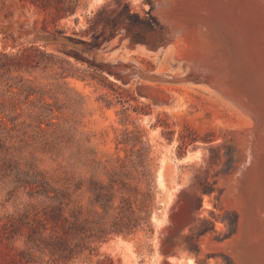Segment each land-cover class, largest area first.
Listing matches in <instances>:
<instances>
[{
	"label": "rangeland",
	"instance_id": "374dc122",
	"mask_svg": "<svg viewBox=\"0 0 264 264\" xmlns=\"http://www.w3.org/2000/svg\"><path fill=\"white\" fill-rule=\"evenodd\" d=\"M159 5L0 0V264H237L214 243L241 229L252 120L183 72ZM52 209L81 226L45 230Z\"/></svg>",
	"mask_w": 264,
	"mask_h": 264
},
{
	"label": "bare ground",
	"instance_id": "6f19581e",
	"mask_svg": "<svg viewBox=\"0 0 264 264\" xmlns=\"http://www.w3.org/2000/svg\"><path fill=\"white\" fill-rule=\"evenodd\" d=\"M157 1L174 37L190 46L177 57L183 72L212 75L207 85L252 120L239 134L246 151L233 183L243 204L241 229L214 244L237 264H264V0ZM205 208L212 206L206 201Z\"/></svg>",
	"mask_w": 264,
	"mask_h": 264
},
{
	"label": "trees",
	"instance_id": "16d2710c",
	"mask_svg": "<svg viewBox=\"0 0 264 264\" xmlns=\"http://www.w3.org/2000/svg\"><path fill=\"white\" fill-rule=\"evenodd\" d=\"M22 58L24 57H17V61L21 62ZM21 67V66H20ZM12 220H16V219H11V223ZM45 224V230L48 229L47 225L49 224V229H51V231L53 233H58L59 230H62L63 233L65 234H69L71 230H76L78 229L81 225L80 223H78V218L76 219V221L71 222V220L69 219V217H67L64 212L60 211V212H56L55 209H52L48 212L45 213V220H43ZM41 220V222H43ZM15 223V221H14ZM5 230H7L9 234L13 235L16 233V225H11L9 226L8 223L4 224L3 227ZM59 238H62V236H57Z\"/></svg>",
	"mask_w": 264,
	"mask_h": 264
}]
</instances>
